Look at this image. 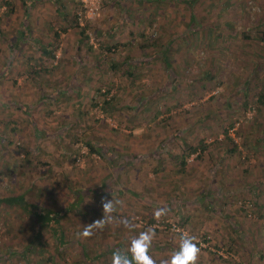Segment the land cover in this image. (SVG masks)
<instances>
[{"label": "rangeland", "instance_id": "1", "mask_svg": "<svg viewBox=\"0 0 264 264\" xmlns=\"http://www.w3.org/2000/svg\"><path fill=\"white\" fill-rule=\"evenodd\" d=\"M262 32L264 0H0V264H112L149 228L157 264L180 232L264 264Z\"/></svg>", "mask_w": 264, "mask_h": 264}, {"label": "clouds", "instance_id": "2", "mask_svg": "<svg viewBox=\"0 0 264 264\" xmlns=\"http://www.w3.org/2000/svg\"><path fill=\"white\" fill-rule=\"evenodd\" d=\"M120 203L118 200L102 199L103 218L84 226L82 232L78 235L83 238H90L94 229H103L113 219V213L116 212L117 205ZM166 214V209H157L154 212V216L158 220ZM125 223L127 225V221ZM155 238V228L140 232L137 237L131 240L127 252L120 249L113 252L112 264H157L149 254ZM200 255L201 248L198 246L196 238L180 232L178 250L173 252L171 258L165 261L164 264H198Z\"/></svg>", "mask_w": 264, "mask_h": 264}, {"label": "trees", "instance_id": "3", "mask_svg": "<svg viewBox=\"0 0 264 264\" xmlns=\"http://www.w3.org/2000/svg\"><path fill=\"white\" fill-rule=\"evenodd\" d=\"M191 19L193 21H195L194 16H192ZM248 33H249V31L242 33V37H241V39L243 41L245 40L246 43L253 41V39L248 36ZM81 34H82L81 37H83L84 32L81 31ZM220 34H221V32L217 33V35H214V33L212 32L211 37L213 36V37H218L219 38L220 37ZM261 34H264V32H262ZM248 45H250V43ZM43 51L45 53H47L49 59H54L55 58V56L51 55L52 54V51H49L48 49H45V48H43ZM259 99L264 100V94H261L260 97H259ZM104 103H105L104 108L105 109H109V110L115 104L113 98L110 99L109 101H105ZM200 145H202V144H200ZM235 150H236V146L234 145L232 149H228L227 151L230 154H232V153L235 152ZM196 151H197V148H194L192 150V152H196ZM181 162H182L183 165L185 164L186 159H185L184 156L181 157ZM6 201H7L8 204H18L21 207L23 206L24 208L25 207L29 208L30 209V212H32V214H33V217L39 218V221H40V223L43 226L52 227V232H53L54 236H59V238L61 239V236H60L61 234H59V229H58L57 225H58L59 220H60V215L63 216L65 213L61 214V213H57L55 211H51V210H48V209L46 210V209H42V208L37 207V206H34V205H30V204L27 203L24 195L23 196L16 195L15 197L6 199ZM116 246L117 247H115V250H117L120 245L119 244H116ZM28 248H30V247H28Z\"/></svg>", "mask_w": 264, "mask_h": 264}, {"label": "built area", "instance_id": "4", "mask_svg": "<svg viewBox=\"0 0 264 264\" xmlns=\"http://www.w3.org/2000/svg\"><path fill=\"white\" fill-rule=\"evenodd\" d=\"M85 2V0H83Z\"/></svg>", "mask_w": 264, "mask_h": 264}]
</instances>
